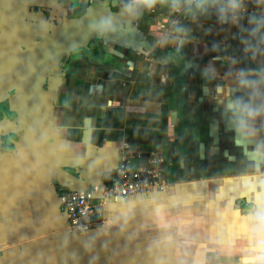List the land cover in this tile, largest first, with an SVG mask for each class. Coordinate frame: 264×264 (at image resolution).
I'll use <instances>...</instances> for the list:
<instances>
[{"label": "crops", "instance_id": "1", "mask_svg": "<svg viewBox=\"0 0 264 264\" xmlns=\"http://www.w3.org/2000/svg\"><path fill=\"white\" fill-rule=\"evenodd\" d=\"M109 11L118 12L113 0H0V35L35 49ZM174 22L192 29L180 50L156 44ZM237 32L158 7L128 34L92 36L69 54L43 80L37 117L8 94L0 104V264H249L252 221L231 189L222 198L239 180L198 174L196 144L186 154L179 64L168 56L239 47ZM135 154L160 159L168 190L109 203L87 232L71 230L61 191L100 185Z\"/></svg>", "mask_w": 264, "mask_h": 264}, {"label": "clouds", "instance_id": "2", "mask_svg": "<svg viewBox=\"0 0 264 264\" xmlns=\"http://www.w3.org/2000/svg\"><path fill=\"white\" fill-rule=\"evenodd\" d=\"M251 3L254 11L248 10L249 0H113L118 12L91 14L73 22V26L82 27L85 33L101 39L121 36L132 31L145 13L166 8L169 13L184 14L191 23L214 18L219 25L236 27L242 52L250 61H256L264 57V0H251ZM191 31L189 24L174 22L157 36L156 44L183 49L191 39ZM240 63L239 58L231 60L228 75L232 86L227 92L217 87V92L223 95L218 108L233 147L259 166L264 162V60L255 67H236ZM213 71L205 67L202 75L211 78ZM249 218L255 239L247 259L249 264H264V196L253 199Z\"/></svg>", "mask_w": 264, "mask_h": 264}, {"label": "flooded vegetation", "instance_id": "3", "mask_svg": "<svg viewBox=\"0 0 264 264\" xmlns=\"http://www.w3.org/2000/svg\"><path fill=\"white\" fill-rule=\"evenodd\" d=\"M238 48L237 46L231 47L232 57L228 58L241 59V63L236 67H255L257 63L264 60V57H261L256 61H250L246 56L239 55L243 52ZM214 54H216L215 50L208 51V54L204 55L194 54L189 60L174 50L168 55L179 64L178 82L181 84L179 125L181 122V128L187 131L185 133L191 132L197 136L199 140L196 143L197 155L204 159L209 158L207 162L198 160L202 165L198 166V170L200 169L205 174L208 172L209 176H227L239 180V183H234V190L231 191L233 205L241 206L246 213V220L251 221L249 218L250 205L258 195H264V191L258 192V190H264V162L257 166L250 161L244 153L233 147L231 134L224 130V118L218 108L223 95L217 92V87L227 92L232 86L231 77L228 75L232 65L231 60L225 61L222 58L208 60ZM205 67L214 70L211 78L202 75ZM190 96L194 97L192 102H189ZM209 162L211 168L205 169L203 163ZM230 186L231 183L222 188V198L226 197V188L229 190ZM240 195L241 199H239ZM250 240L252 242L254 238ZM249 252L248 249L247 253Z\"/></svg>", "mask_w": 264, "mask_h": 264}, {"label": "built area", "instance_id": "4", "mask_svg": "<svg viewBox=\"0 0 264 264\" xmlns=\"http://www.w3.org/2000/svg\"><path fill=\"white\" fill-rule=\"evenodd\" d=\"M248 10H255L251 0ZM168 187L157 156L126 155L104 183L84 190L61 191L58 196L60 213L71 230L84 233L90 229L93 218L101 214L103 206L165 192Z\"/></svg>", "mask_w": 264, "mask_h": 264}, {"label": "water", "instance_id": "5", "mask_svg": "<svg viewBox=\"0 0 264 264\" xmlns=\"http://www.w3.org/2000/svg\"><path fill=\"white\" fill-rule=\"evenodd\" d=\"M58 36L35 49L24 48L0 35V104L8 94L24 98L37 117L43 80L55 73L62 61L92 37L85 32ZM202 147V144H200ZM241 199V195L239 196Z\"/></svg>", "mask_w": 264, "mask_h": 264}, {"label": "rangeland", "instance_id": "6", "mask_svg": "<svg viewBox=\"0 0 264 264\" xmlns=\"http://www.w3.org/2000/svg\"><path fill=\"white\" fill-rule=\"evenodd\" d=\"M231 35H234L233 36V38L232 39H234V41L236 42V43H239V40H238V38H237V35H236V33L235 34H231ZM219 36H221V39L222 38H224V35H221V34H219ZM229 36V35H228ZM226 38V37H225ZM238 46V45H237ZM221 48H223V50L222 49H220V47H219V49L220 50H222L221 52H218V51H220L219 49L218 50H215V53L216 54H214L213 56L211 55L209 58H208V60H213L214 58H222L223 60H225V61H227V60H231V59H228V58H231L232 56H231V54H230V50H232L231 49V47H221ZM239 50H241V45H240V43H239V48H238ZM202 51V52H201ZM199 53H197V55H204V54H208V50H206V52H204L205 50L204 49H202ZM235 55H238V54H235ZM239 55H244V53H239ZM245 56V55H244ZM188 58V60L189 59H191L192 57H187ZM191 97V96H190ZM193 99H194V97H191V99H189V102H192L193 101ZM192 100V101H191ZM180 106V105H179ZM176 106H174L173 104L171 105V108H170V111H171V113L172 114H175L174 112V108H175ZM173 123H174V121H173ZM180 125H181V122H180ZM180 125H178V129H180V131H182V134L184 135V137L182 138V140H183V142H184V146L186 147V154L188 155V156H190L191 155V150H190V146L191 145H195L199 140H198V138H197V136H194L191 132H188V133H185V132H187V131H183V129L181 128V126ZM182 129V130H181ZM201 138V137H200ZM196 158L200 161V162H207L208 160H209V158H206V159H204V158H202V157H199L198 155H196ZM189 174H191V173H188V175ZM198 174H204L203 173V171L200 173H198ZM206 174H208V172L206 173ZM234 183H231V186H230V188H229V190L231 189L232 191L234 190ZM237 187H238V185H237ZM226 190H227V188H226ZM264 196V195H263Z\"/></svg>", "mask_w": 264, "mask_h": 264}]
</instances>
